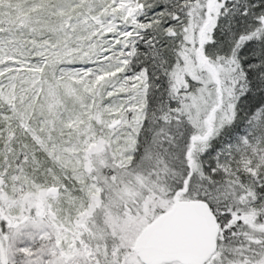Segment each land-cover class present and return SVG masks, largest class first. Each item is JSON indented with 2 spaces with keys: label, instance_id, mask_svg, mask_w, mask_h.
<instances>
[{
  "label": "snow or ice",
  "instance_id": "obj_1",
  "mask_svg": "<svg viewBox=\"0 0 264 264\" xmlns=\"http://www.w3.org/2000/svg\"><path fill=\"white\" fill-rule=\"evenodd\" d=\"M0 264H264V0H0Z\"/></svg>",
  "mask_w": 264,
  "mask_h": 264
}]
</instances>
